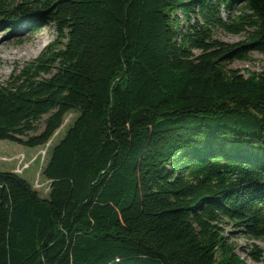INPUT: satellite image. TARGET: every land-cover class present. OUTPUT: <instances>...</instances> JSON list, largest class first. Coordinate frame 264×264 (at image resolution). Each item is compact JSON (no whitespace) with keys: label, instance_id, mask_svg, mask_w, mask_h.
<instances>
[{"label":"trees","instance_id":"1","mask_svg":"<svg viewBox=\"0 0 264 264\" xmlns=\"http://www.w3.org/2000/svg\"><path fill=\"white\" fill-rule=\"evenodd\" d=\"M5 23L55 34L0 81V138L76 115L46 194L0 169V264H248L223 224L264 236V71L229 63L264 52V0H0Z\"/></svg>","mask_w":264,"mask_h":264},{"label":"rangeland","instance_id":"2","mask_svg":"<svg viewBox=\"0 0 264 264\" xmlns=\"http://www.w3.org/2000/svg\"><path fill=\"white\" fill-rule=\"evenodd\" d=\"M237 9L233 10L236 12ZM224 12V11H223ZM226 15L225 13H222ZM55 31L51 24L37 29H26L24 25L10 27L9 23L0 26V81H5L13 66L20 65L26 60L35 57L43 46L54 37ZM215 35L226 41H238L244 37V33H230L218 27ZM250 59H233L229 66L250 70L264 71V52L252 50ZM47 114L43 115V118ZM76 112L71 110L64 116L63 123L54 132L53 136L45 145L28 146L20 144L8 138H0V169L15 168L17 164L15 158H20L24 154V161L28 164L20 172L32 185L37 188L40 194H46L48 181L42 173V168L46 162L53 144H55L64 134L68 126L72 123ZM43 126V119L40 120ZM50 144V145H49ZM49 145V147H48ZM46 151V152H45ZM45 152V153H44ZM14 171V170H13ZM228 231L226 234L230 241L235 242L236 251L246 260L248 264H264V236L251 237L242 228L233 226L227 222L223 224ZM256 244L262 250L260 260H254L247 252V249Z\"/></svg>","mask_w":264,"mask_h":264},{"label":"built area","instance_id":"3","mask_svg":"<svg viewBox=\"0 0 264 264\" xmlns=\"http://www.w3.org/2000/svg\"><path fill=\"white\" fill-rule=\"evenodd\" d=\"M48 143V142H47ZM46 143V144H47ZM45 145V144H44ZM48 147H49V145H48ZM46 152V151H45ZM44 152V153H45ZM21 155V157L20 158H15V162L17 163L16 165H15V168L13 169L15 172H17V171H22L23 170V168L28 164V160L27 161H24V154L22 153V154H20ZM20 171V172H21ZM20 172H17V173H20ZM48 181V180H47ZM49 182V181H48Z\"/></svg>","mask_w":264,"mask_h":264},{"label":"crops","instance_id":"4","mask_svg":"<svg viewBox=\"0 0 264 264\" xmlns=\"http://www.w3.org/2000/svg\"><path fill=\"white\" fill-rule=\"evenodd\" d=\"M4 169H10V170H12V167L11 168H4Z\"/></svg>","mask_w":264,"mask_h":264}]
</instances>
